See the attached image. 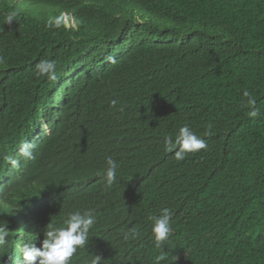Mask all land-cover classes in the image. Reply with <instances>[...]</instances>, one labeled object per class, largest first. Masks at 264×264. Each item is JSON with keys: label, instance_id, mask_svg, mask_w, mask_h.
<instances>
[{"label": "trees", "instance_id": "obj_1", "mask_svg": "<svg viewBox=\"0 0 264 264\" xmlns=\"http://www.w3.org/2000/svg\"><path fill=\"white\" fill-rule=\"evenodd\" d=\"M185 125L207 147L178 161L164 138ZM89 210L70 264H264V0H0V264Z\"/></svg>", "mask_w": 264, "mask_h": 264}, {"label": "clouds", "instance_id": "obj_2", "mask_svg": "<svg viewBox=\"0 0 264 264\" xmlns=\"http://www.w3.org/2000/svg\"><path fill=\"white\" fill-rule=\"evenodd\" d=\"M17 17L18 13L13 11L7 15L5 23L10 25ZM54 68L55 65L52 61H42L37 65L38 72L41 75H47L51 80L56 79ZM66 85L69 88L68 83ZM67 90V88L63 87L62 83L60 86L61 93L59 95L60 104H63V100L69 98L67 95L69 91ZM63 94L64 97H62ZM243 95L248 98L247 103L252 106L253 109L248 112V115L250 117H256L258 111L255 109V99H253L247 91H245ZM116 103L117 101H112L113 105ZM209 129H211V125H209ZM45 130H48V132ZM52 131L53 128L51 124L43 120L40 127L41 137L50 136ZM205 134H210V132ZM29 147V145L25 144L21 149V154L23 156L31 155L28 150ZM206 147V141L201 139L196 132L187 125L180 127L174 138L172 136H166L164 138L165 151L174 153V157L178 161L185 159L187 154L198 153L206 149ZM12 163L17 164L18 162L12 161ZM106 165L107 167L104 170L103 178L106 182V186L111 187L117 180L118 162L109 156L106 158ZM149 219L153 221L151 231L155 240V246L162 249L172 230V212L170 209L164 208L161 210L159 216L153 215L150 216ZM95 222V216L89 210L84 213L79 211L71 213L65 221L66 226L56 228L48 224L45 234L44 226H42V233L38 232V234L34 236L35 243L25 244L22 247V264H70L78 248H83L88 242L89 232ZM8 231L7 224H0V243L5 241ZM138 235L139 233L136 229H131L129 233L125 234V239H135ZM162 259V256H157L155 264H160ZM100 261L101 257L95 256L92 264H100ZM2 264H4V261Z\"/></svg>", "mask_w": 264, "mask_h": 264}, {"label": "rangeland", "instance_id": "obj_3", "mask_svg": "<svg viewBox=\"0 0 264 264\" xmlns=\"http://www.w3.org/2000/svg\"><path fill=\"white\" fill-rule=\"evenodd\" d=\"M46 132H48V130H45Z\"/></svg>", "mask_w": 264, "mask_h": 264}]
</instances>
